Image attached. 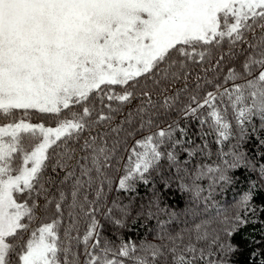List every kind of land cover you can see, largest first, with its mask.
<instances>
[{"label": "snow or ice", "instance_id": "obj_1", "mask_svg": "<svg viewBox=\"0 0 264 264\" xmlns=\"http://www.w3.org/2000/svg\"><path fill=\"white\" fill-rule=\"evenodd\" d=\"M177 116L207 124L217 144L236 135L233 120L239 141L264 131V0H0V264H228L236 249L207 222L186 242L102 235L101 206L118 228L132 215L104 204L106 188L134 191L162 161L197 197L206 176L231 182L244 155L189 172L182 154L211 153L186 146ZM249 166L264 178V164ZM252 199L250 188L245 216Z\"/></svg>", "mask_w": 264, "mask_h": 264}, {"label": "trees", "instance_id": "obj_2", "mask_svg": "<svg viewBox=\"0 0 264 264\" xmlns=\"http://www.w3.org/2000/svg\"><path fill=\"white\" fill-rule=\"evenodd\" d=\"M180 119L178 116L175 117ZM33 123L43 122L46 126H54V121L42 114L31 116ZM180 124L187 130L184 140L193 143L186 145L191 148L193 144L203 147L208 145L207 151L198 152L195 157L182 154V160H189L188 171L195 170L198 166L222 165V158L231 160L230 153L233 150L244 155L240 166L230 169L228 175L232 177L230 183L216 179V174L206 176L197 181L200 194L197 197L194 192L186 191L182 184H191V176L183 169L177 172L175 167H169L166 161H162V167L158 172H153L149 182L144 184L137 182L134 191L118 190L113 183L106 188L104 204L111 205L116 202L128 206L132 215L125 227L118 228L103 215V206L98 212L97 219L104 225L103 236L111 238L117 245L121 241L135 242L137 245L168 243V237L183 235L185 242L197 224L207 222L210 231L219 232L223 240H230L236 251L229 257L228 264H260L264 260V178L259 174V168H252L249 164L257 166L264 164V131L249 132L243 141L237 139L238 129L234 125V135L227 141L216 143L217 135L207 124L201 127L198 119L189 116L180 119ZM254 124L260 128L259 120ZM229 155H224V154ZM113 180L119 175L110 171ZM215 180V182H213ZM169 187H165V184ZM252 189L253 199L249 203V211L245 216V210L241 205L243 195ZM95 192V186L89 190ZM156 197H159L157 200ZM91 198V195L90 197ZM153 201L158 207L153 206ZM150 212L149 215H145ZM114 215H119L114 212ZM236 215L245 216L248 221L234 236L229 238L224 229L229 226ZM87 218L82 217L80 229L83 232ZM165 239L161 241L159 237ZM179 243V241H178Z\"/></svg>", "mask_w": 264, "mask_h": 264}]
</instances>
